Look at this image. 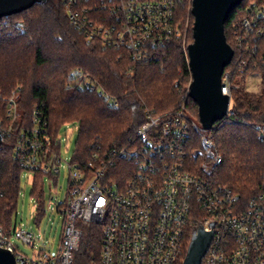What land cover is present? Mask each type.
I'll return each mask as SVG.
<instances>
[{
  "label": "built area",
  "instance_id": "1",
  "mask_svg": "<svg viewBox=\"0 0 264 264\" xmlns=\"http://www.w3.org/2000/svg\"><path fill=\"white\" fill-rule=\"evenodd\" d=\"M62 3L70 24L88 41L118 50L135 63L151 61L154 51L171 40L187 42L189 23L177 20L182 0ZM234 43L228 66L234 63L222 76V93L230 98L228 114L232 91L241 86L235 79L243 82L246 70L264 67V3L247 7L234 29ZM66 88L96 94L109 108L118 106V98L82 68L68 73ZM16 94L5 99L8 125L0 123L2 136L16 131L15 160L26 172H44L49 185L56 186L62 141L68 136L52 137L43 105L33 109L29 126L21 122ZM215 128L216 123L211 128L198 124L185 107L147 110L128 145L96 150L83 164L73 158L67 162L69 186L66 200L57 206L63 227L56 252L45 243L38 248L37 236L20 225L8 233L0 224V248L11 251L18 264H75L82 224L91 223L102 229L100 264H180L187 239L190 243L192 229L200 223L214 232L201 264H264V192L242 210L239 195L212 179L222 162L208 136ZM15 239L33 252L20 251Z\"/></svg>",
  "mask_w": 264,
  "mask_h": 264
},
{
  "label": "trees",
  "instance_id": "2",
  "mask_svg": "<svg viewBox=\"0 0 264 264\" xmlns=\"http://www.w3.org/2000/svg\"><path fill=\"white\" fill-rule=\"evenodd\" d=\"M252 2L264 0H243L225 23L227 42L234 49V29ZM191 8L192 0H182L177 9L178 23H189L186 44L180 39L171 40L154 51L151 61L142 63L131 61L118 50L88 41L70 24L62 0H40L27 10L2 17V127L8 125L5 99L15 91L18 117L26 126L31 124L33 109L42 105L48 111L53 138L59 136L64 125L77 123L78 137L72 158L83 164L96 150L128 145L145 121L147 110L162 113L185 107L188 112L197 111L198 105L188 95L192 77L186 49L193 41ZM75 68L95 75L118 98V106L109 108L92 93L66 88L68 73ZM253 73L261 74V92H251L242 86L234 89L230 113L208 133L222 156L212 179L239 195L242 210L254 196L264 192V137L260 138V129L264 127V67L246 70L245 78ZM15 133L4 134L0 145V224L8 233L18 225L15 217L25 172L14 158ZM45 176L42 171L34 172L32 181L31 195L35 198L38 220L46 213ZM82 225L84 237L75 264L82 260L100 264L102 229L91 223ZM188 241L189 238L186 252Z\"/></svg>",
  "mask_w": 264,
  "mask_h": 264
},
{
  "label": "water",
  "instance_id": "3",
  "mask_svg": "<svg viewBox=\"0 0 264 264\" xmlns=\"http://www.w3.org/2000/svg\"><path fill=\"white\" fill-rule=\"evenodd\" d=\"M40 0H0V19L27 10ZM243 0H192L193 41L187 46L192 80L188 95L198 105L205 128H211L229 111V96L222 93V76L234 56L227 42L225 23ZM2 132L0 130V145ZM213 230L202 224L192 229L182 264H201L213 239ZM0 264H18L15 255L0 248Z\"/></svg>",
  "mask_w": 264,
  "mask_h": 264
},
{
  "label": "rangeland",
  "instance_id": "4",
  "mask_svg": "<svg viewBox=\"0 0 264 264\" xmlns=\"http://www.w3.org/2000/svg\"><path fill=\"white\" fill-rule=\"evenodd\" d=\"M235 80L243 88L251 92L260 93L262 90V77L260 73L248 74L243 82L239 81V78ZM93 95L97 96L96 94ZM97 97L100 98L99 96ZM100 99L104 101L102 98ZM232 105L231 103V107ZM189 113L198 124L203 125L199 116V110ZM66 136H68V139L62 141L61 156L63 162L60 168L61 174L58 184L56 186H50L48 183V176L44 177L47 198L45 215L38 220L35 214V198L31 195L34 173L32 174L25 171L21 179V193L18 201L17 215L15 217L18 226L20 225L23 228H27L37 236L39 239L36 243L38 248L42 247L45 243V246L52 252L58 250L62 234L63 216L57 211V206L64 202L67 196L69 186L67 162H70L72 159L75 149V143L78 137L77 123H69L62 127L60 138L64 139ZM51 195L53 198H51ZM14 242L20 251L26 254H31L33 252L31 246L23 244L20 240L15 239ZM77 264L88 263L82 260Z\"/></svg>",
  "mask_w": 264,
  "mask_h": 264
}]
</instances>
